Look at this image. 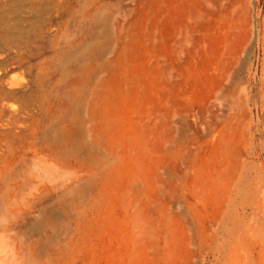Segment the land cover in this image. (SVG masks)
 I'll return each mask as SVG.
<instances>
[{
	"label": "rangeland",
	"instance_id": "rangeland-1",
	"mask_svg": "<svg viewBox=\"0 0 264 264\" xmlns=\"http://www.w3.org/2000/svg\"><path fill=\"white\" fill-rule=\"evenodd\" d=\"M0 185L28 264H264V0H0Z\"/></svg>",
	"mask_w": 264,
	"mask_h": 264
},
{
	"label": "clouds",
	"instance_id": "clouds-1",
	"mask_svg": "<svg viewBox=\"0 0 264 264\" xmlns=\"http://www.w3.org/2000/svg\"><path fill=\"white\" fill-rule=\"evenodd\" d=\"M18 222L15 215L0 214V257L4 255V241L9 243L7 247L12 250L9 259L5 261L0 258V264H27L25 256L22 254L24 237L20 235L14 225Z\"/></svg>",
	"mask_w": 264,
	"mask_h": 264
},
{
	"label": "bare ground",
	"instance_id": "bare-ground-1",
	"mask_svg": "<svg viewBox=\"0 0 264 264\" xmlns=\"http://www.w3.org/2000/svg\"><path fill=\"white\" fill-rule=\"evenodd\" d=\"M24 178H25V177H24ZM17 181H18V180H17ZM26 181H27V179H26ZM7 182H8V180H7ZM5 184H6V182L4 183V185H5ZM8 184H9V183H7V184L5 185V187H2L1 185H0V186H1V188L6 189V186H7ZM13 184H14V183H13ZM16 184H18V182H17ZM25 184H26V183H25ZM4 185H3V186H4ZM9 186H10V184H9ZM20 186H21V185H20ZM20 186H19V187H20ZM24 186H25V185H24ZM31 186H32V185H31ZM12 187H13V185H12ZM14 187H15V186H14ZM14 187H13V188H14ZM17 187H18V186H17ZM25 187H26V186H25ZM27 187H29V186L27 185ZM20 188H21V187H20ZM16 189H17V188H16ZM22 189H23V188H22ZM24 190H25V189H24ZM0 191H1V190H0ZM10 191H11V190H10ZM17 191H19V190H17ZM17 191H16V194L14 193V194H15V195H14L15 198L17 197V193H18ZM30 191H31V190H30ZM8 192H9V191H8ZM8 192H7V193H8ZM19 195H20V194H19ZM1 197H3V196L1 195ZM15 198L13 197L14 200H15ZM0 199H1V198H0ZM16 199H17V198H16ZM6 200H7V199H6ZM18 200H19V199H18ZM31 200H32V199H30V201H31ZM1 201H3V199H1ZM7 201H9V200H7ZM11 201H13V200L11 199ZM11 201H10V203H11ZM3 202H4V201H3ZM5 202H6V201H5ZM5 202H4V203H5ZM16 202H17V200H16ZM10 203H9L8 205H10ZM24 203H25V202H24ZM12 204H13V203H12ZM21 204H23V203H21ZM0 205H2V203H1ZM6 205H7V204H6ZM18 205H19V203H18ZM4 207H5V204H4ZM4 207L1 206V208H3V209H4ZM21 209H22V208H21ZM24 209H25V208H24ZM4 210H5V209H4ZM4 210H2V211H4ZM21 211H22V210H21ZM25 211H26V210H25ZM5 212H7V211H5ZM15 213H16V212H15ZM1 214H2V212H1ZM3 214H5V213H3ZM18 215H19V213H18ZM23 215H24V214H23ZM26 215H27V214H26ZM22 217H24V216H22ZM18 218H19V217H18ZM20 218H21V217H20ZM44 218H45V217H44ZM44 218H43V219H44ZM23 219H24V218H23ZM49 219H50V218H49ZM51 219H52V218H51ZM44 220H45V219H44ZM52 220H53V219H52ZM49 222H51V221H49ZM44 223H45V222H44ZM38 224L40 225V223H38ZM45 225H46V224H45ZM37 227H38V226H37ZM40 227H41V226H40ZM46 227H47V226H46ZM53 227H54V226H53ZM35 229H36V227H35ZM45 230H46V229H45ZM37 231H38V228H37ZM42 232H43V230H42ZM46 232H47V231H46ZM52 232H53V231H52ZM52 236H53V235H52ZM39 238H40V237H39ZM49 238H50V237H49ZM42 239H43V238H42ZM40 240H41V239H40ZM46 240H47V239H46ZM6 241H7V240H6ZM48 241H49V240H48ZM26 242H27V241H26ZM26 242H25V243H26ZM6 243H7V242H4V244H5V246H6V250L8 251V248H9V247H7L8 244H6ZM28 245H29V244H28ZM48 246H49V245H48ZM23 247H24V246H23ZM9 249H10V248H9ZM4 250H5V248H4ZM11 251H12V250H11ZM11 251H10V252H11ZM25 252H26V250H25ZM29 252H30V251H29ZM4 254H5V253H4ZM26 254H27V253H26ZM37 254H38V253H37ZM39 254H40V253H39ZM7 255H8V253H7ZM5 256H6V255H5ZM26 256H27V255H26ZM29 256H30V255H29ZM29 256H28V257H29ZM3 257H4V256H3ZM28 257H27V258H28ZM6 258H8V256H6ZM27 258H26V259H27ZM3 259H4V258H3ZM28 259H29V258H28ZM30 259H31V258H30ZM4 260H5V259H4ZM6 260H7V259H6ZM6 260H5V261H6ZM27 262H28V260H27ZM32 262H33V261H32ZM32 262H31V263H32ZM37 262H38V261H37ZM49 262H50V261H49ZM27 264H28V263H27ZM38 264H40V263H38Z\"/></svg>",
	"mask_w": 264,
	"mask_h": 264
}]
</instances>
